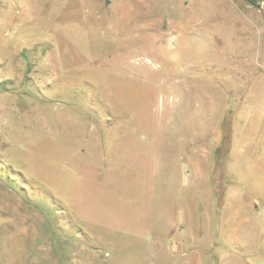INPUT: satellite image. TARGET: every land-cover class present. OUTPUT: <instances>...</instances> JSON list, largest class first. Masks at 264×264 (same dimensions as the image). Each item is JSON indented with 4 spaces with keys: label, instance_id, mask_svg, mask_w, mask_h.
I'll return each mask as SVG.
<instances>
[{
    "label": "rangeland",
    "instance_id": "1",
    "mask_svg": "<svg viewBox=\"0 0 264 264\" xmlns=\"http://www.w3.org/2000/svg\"><path fill=\"white\" fill-rule=\"evenodd\" d=\"M107 258L264 264V0H0V264Z\"/></svg>",
    "mask_w": 264,
    "mask_h": 264
},
{
    "label": "crops",
    "instance_id": "2",
    "mask_svg": "<svg viewBox=\"0 0 264 264\" xmlns=\"http://www.w3.org/2000/svg\"><path fill=\"white\" fill-rule=\"evenodd\" d=\"M175 154L172 157V161H174V165L176 166L178 169L177 172V176L181 177V180H183V182L186 183H190V181L192 180L193 176H191V173H189L188 171L182 169L183 167H185L187 165V159L188 157H190V155H188L186 152H174ZM234 159V160H233ZM233 161L232 164H235L233 162H235V157L233 155ZM210 161H212V150H211V157H210ZM191 164L194 165V162H191ZM160 165L164 166V163H160L158 166L160 167ZM171 165V164H169ZM211 165V164H210ZM196 166V165H195ZM231 166V165H230ZM235 166V165H232ZM237 167H239V165H237ZM171 180L173 179L172 177H169ZM196 177H194L195 179ZM174 180V179H173ZM181 182V181H180ZM208 182L209 186H210V176H209V180L205 181V183ZM182 183V182H181ZM190 195V194H188ZM177 200V201H176ZM181 200V198L179 199V197H177L176 199H174L172 206H173V214L172 216L174 218H172L171 220V226L169 227V229H165V226L163 225V217H165L168 214V209L164 208V209H160V211H158V213L155 214V217H157L158 219H156V221H158L157 225H156V231H155V237L153 240L158 239V240H163V241H168L170 239H178L182 236V232H188L189 226H188V210L186 209V207L181 206V202L179 201ZM184 208V209H183ZM164 220V219H163ZM170 221V220H168ZM162 223V224H161ZM159 224V225H158ZM117 259V258H116ZM113 260V257H112ZM104 264H111V260H109V258L103 260ZM119 263V262H117ZM148 262L145 261H140L139 259H135V258H126L124 259V262L121 264H147ZM113 264V262H112Z\"/></svg>",
    "mask_w": 264,
    "mask_h": 264
},
{
    "label": "trees",
    "instance_id": "3",
    "mask_svg": "<svg viewBox=\"0 0 264 264\" xmlns=\"http://www.w3.org/2000/svg\"><path fill=\"white\" fill-rule=\"evenodd\" d=\"M220 148L217 149L216 154L219 155Z\"/></svg>",
    "mask_w": 264,
    "mask_h": 264
}]
</instances>
